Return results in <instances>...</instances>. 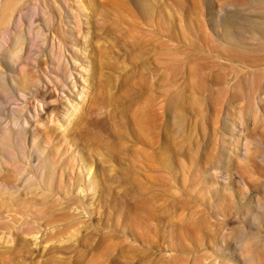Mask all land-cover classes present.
<instances>
[{"label":"rangeland","instance_id":"rangeland-1","mask_svg":"<svg viewBox=\"0 0 264 264\" xmlns=\"http://www.w3.org/2000/svg\"><path fill=\"white\" fill-rule=\"evenodd\" d=\"M19 4L0 264H264V0Z\"/></svg>","mask_w":264,"mask_h":264},{"label":"bare ground","instance_id":"bare-ground-1","mask_svg":"<svg viewBox=\"0 0 264 264\" xmlns=\"http://www.w3.org/2000/svg\"><path fill=\"white\" fill-rule=\"evenodd\" d=\"M19 3L20 0H0V30L2 32L6 31L8 34L7 46L1 51L0 54V58L6 62L5 66L7 69L5 72H0V94H12L11 96L15 95L21 101L26 102L31 97H33L34 93L36 92L37 85L34 84L33 79L28 76L27 72L25 71L26 67H22V58L27 47L28 37L26 30L20 26V21L18 19L16 20L20 7ZM261 32L264 34V31ZM257 34L260 33L257 32ZM261 38L262 36L259 35V40L257 42H259ZM263 42L261 41L260 43ZM258 45L259 44H257V46ZM262 45H264V43ZM250 46H253V43H251ZM254 47L255 46H253V48ZM260 67H262L261 69L264 71V63L261 64Z\"/></svg>","mask_w":264,"mask_h":264}]
</instances>
